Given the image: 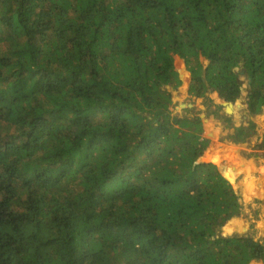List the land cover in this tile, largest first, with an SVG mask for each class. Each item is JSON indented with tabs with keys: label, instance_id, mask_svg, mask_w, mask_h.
Wrapping results in <instances>:
<instances>
[{
	"label": "trees",
	"instance_id": "obj_1",
	"mask_svg": "<svg viewBox=\"0 0 264 264\" xmlns=\"http://www.w3.org/2000/svg\"><path fill=\"white\" fill-rule=\"evenodd\" d=\"M176 56L189 95L260 113L264 0H0V264L264 262V238L221 233L244 164L173 113Z\"/></svg>",
	"mask_w": 264,
	"mask_h": 264
},
{
	"label": "rangeland",
	"instance_id": "obj_2",
	"mask_svg": "<svg viewBox=\"0 0 264 264\" xmlns=\"http://www.w3.org/2000/svg\"><path fill=\"white\" fill-rule=\"evenodd\" d=\"M175 65L177 67V69L180 72V76L182 78V84L177 87L176 89H171L172 94H173V101L174 104L172 105V111L174 114H179L180 112H182V109H184L185 107H195L196 110H198L200 112V114H205V118L208 120V118L210 116H212V118H214L215 116L213 114L207 116L206 114L208 113V111L210 109H213L212 105L210 106L209 103H207L206 98L204 97H195V96H191L188 94V86H189V82H190V72L187 70L186 64L184 62V60L178 56L175 57ZM184 68L186 71H188V75L186 76V79L183 77L182 74V69ZM189 76V77H188ZM185 82H187L188 84L186 85ZM212 93H210L209 97L212 98ZM215 95V93H213ZM245 99H246V91L243 92L242 97L240 99H238L236 102L237 103H241V108L238 111L239 114H242L240 116V118L243 116V114H249V112L246 109V103H245ZM233 103L234 105H236L237 103ZM212 103H213V98H212ZM184 104V105H183ZM191 104V105H189ZM263 110V109H262ZM262 111L258 114H250L247 119H251L253 120L257 127V131L258 129L261 128V121H262ZM237 121H241L240 118H238L237 116H235ZM216 119V117H215ZM209 123V122H208ZM211 124V123H210ZM224 127H226V124H223ZM226 136V134L220 136V141L223 142L224 144L226 143L224 139V137ZM246 139L244 140V142H239V143H235L232 144L234 145L235 149L237 147V150L240 151V153H242L244 156H264V153L260 152V150L262 148L259 147V143L255 140V138L253 139V142L251 143H246ZM249 144V145H248ZM234 149V150H235ZM205 160L207 158H204ZM208 161V160H207ZM218 166L221 167L220 163H217ZM251 183L249 182V187H251ZM235 187L238 185L235 182ZM237 189L240 190V188L237 186ZM250 191H247L251 194V195H255L252 188H249ZM246 191V190H245ZM240 192L242 193V191L240 190ZM243 196V203H244V210L242 212V215L237 218V222H239V226L237 229L233 230V231H227L225 229H222V231H226V232H221L223 235H232V234H250L253 235L256 239L258 238H264V210H263V205H264V198H257V197H251V198H244V195L242 193ZM232 221V219L230 220ZM229 221V222H230ZM257 262L259 264H264V262L262 261H253L252 263Z\"/></svg>",
	"mask_w": 264,
	"mask_h": 264
},
{
	"label": "crops",
	"instance_id": "obj_3",
	"mask_svg": "<svg viewBox=\"0 0 264 264\" xmlns=\"http://www.w3.org/2000/svg\"><path fill=\"white\" fill-rule=\"evenodd\" d=\"M187 73H188V71H187ZM185 84L187 85L188 83L185 82ZM213 93H215V95ZM213 93H212V98H213L212 107L220 109L221 114L231 116L232 125L230 127L229 126L224 127L223 126V124H225L224 121H222L218 118L215 119V117L212 118V116H210L207 121L204 120V122H205L204 136L210 138V145L205 150L203 158H207L206 155L208 154L209 149L211 147H213L215 143H219L221 145L229 147L231 149L230 151L234 153L235 160H237L238 163L241 162L242 164H244V166H241V165L237 166L241 170L236 174V176H235L236 178L234 179L235 182L238 184L237 186L242 191L244 198H251V197H257L260 199L264 198V195H258V196L257 195H251L248 192V191H250L249 188H251L248 185L249 182H252L253 184L255 182H259L264 187V156H255V155L244 156L242 153H240L239 150H237V147H236V149L234 148L235 146L232 144H235L236 142H234L232 140V138L229 137V134L232 132V130H234V127H237L240 125H243V126L249 125L250 121L247 118H249L248 116L251 113L243 114V116L240 118V116L242 114H239L238 111L241 108V103H237V102H236L237 103L236 105L233 104L232 108L230 109V112H227L226 111L227 107L224 104V99L221 98V96L217 92H213ZM261 114H262L261 128L258 129V131H257V129H256L257 126H255V130H252L250 135L246 139V141L248 143L253 142L254 138L258 143H260L262 141V138L264 135V107H263ZM235 116L240 118L241 121L240 120L237 121ZM224 134H226V136L223 139L226 142L225 144L223 142H221L220 138H219L220 136H222ZM250 140H251V142H250ZM223 160H225V159L223 158ZM208 161H210V160H208ZM212 162H214V161H212ZM247 189H248V191H247ZM263 210H264V205H263ZM237 220H232V221L237 222ZM225 225L222 227V229H224ZM221 232H226V231H221ZM254 263L259 264L257 262H254Z\"/></svg>",
	"mask_w": 264,
	"mask_h": 264
},
{
	"label": "water",
	"instance_id": "obj_4",
	"mask_svg": "<svg viewBox=\"0 0 264 264\" xmlns=\"http://www.w3.org/2000/svg\"><path fill=\"white\" fill-rule=\"evenodd\" d=\"M224 104H225V106L227 107L226 108V111L227 112H230V109L232 108V106H233V103L232 102H230V101H226V100H224ZM184 105V104H183ZM189 105H191V104H189ZM201 117L203 118V120H205V121H207V119L205 118V114L203 113V114H201ZM215 163V162H214ZM220 167V166H219ZM221 168V170L223 171V173H225L224 172V168L223 167H220ZM226 175V174H225ZM227 176V178L232 182V183H234L235 184V180L234 179H232L229 175H226ZM251 264H254V263H251Z\"/></svg>",
	"mask_w": 264,
	"mask_h": 264
},
{
	"label": "built area",
	"instance_id": "obj_5",
	"mask_svg": "<svg viewBox=\"0 0 264 264\" xmlns=\"http://www.w3.org/2000/svg\"><path fill=\"white\" fill-rule=\"evenodd\" d=\"M260 152L264 153V147L260 150Z\"/></svg>",
	"mask_w": 264,
	"mask_h": 264
},
{
	"label": "bare ground",
	"instance_id": "obj_6",
	"mask_svg": "<svg viewBox=\"0 0 264 264\" xmlns=\"http://www.w3.org/2000/svg\"><path fill=\"white\" fill-rule=\"evenodd\" d=\"M257 187L259 188V187H260V185H259V184H257Z\"/></svg>",
	"mask_w": 264,
	"mask_h": 264
},
{
	"label": "clouds",
	"instance_id": "obj_7",
	"mask_svg": "<svg viewBox=\"0 0 264 264\" xmlns=\"http://www.w3.org/2000/svg\"><path fill=\"white\" fill-rule=\"evenodd\" d=\"M260 147V146H259ZM260 148H263V147H260Z\"/></svg>",
	"mask_w": 264,
	"mask_h": 264
}]
</instances>
